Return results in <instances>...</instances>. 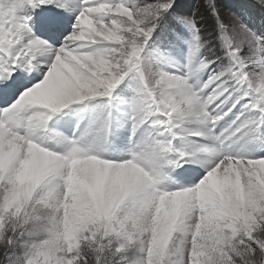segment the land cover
I'll return each instance as SVG.
<instances>
[{"label":"snow or ice","instance_id":"obj_1","mask_svg":"<svg viewBox=\"0 0 264 264\" xmlns=\"http://www.w3.org/2000/svg\"><path fill=\"white\" fill-rule=\"evenodd\" d=\"M175 2L0 0V264H264V32ZM38 8L60 10L46 38ZM166 16L191 34L183 74L153 40Z\"/></svg>","mask_w":264,"mask_h":264},{"label":"rangeland","instance_id":"obj_2","mask_svg":"<svg viewBox=\"0 0 264 264\" xmlns=\"http://www.w3.org/2000/svg\"><path fill=\"white\" fill-rule=\"evenodd\" d=\"M216 4L221 8L222 11H232L235 15L239 17L242 23H245L248 28L253 31L255 34L259 35L261 32H264V11L256 9L253 7V0H216ZM197 5V0H176L174 4V14L181 16H191L193 9ZM33 18V13H32ZM70 25V24H69ZM204 25L208 31H213L215 24L214 21L208 16L207 12L203 13V18L200 19L197 23V26ZM68 31L71 30L68 24L65 25ZM174 30L182 36V41H172V37L169 35V29L173 28ZM68 31H65L64 35L68 34ZM189 30L183 25H179L173 20L170 16L164 17L161 21V27L157 29V32L153 36V40L156 41V44L165 50V55L169 61L168 64L164 66V70L169 73H180L183 74L186 71V53L187 46L183 41L190 39ZM167 37V40H165ZM63 39V36L61 37ZM163 41V43H161ZM219 53L218 47L214 48L212 45H209L201 52V56H213L214 54ZM207 77L204 76L203 79ZM194 84L197 81H193ZM116 93L123 97L124 99H129L132 96V89L127 85V83H122L116 90ZM115 115V113H114ZM116 119L123 126L120 128L118 137H113L111 141L116 143L115 139H121L122 135L129 136L130 125L127 123L126 117L117 116ZM228 120V118H226ZM57 130L64 132L66 135H70L71 131H68V118L64 117L55 125ZM75 127V123H72V128ZM71 128V129H72ZM139 135V134H138ZM179 147V145H177ZM259 155L258 153H254ZM115 161V160H114ZM200 169L198 166H194Z\"/></svg>","mask_w":264,"mask_h":264},{"label":"bare ground","instance_id":"obj_3","mask_svg":"<svg viewBox=\"0 0 264 264\" xmlns=\"http://www.w3.org/2000/svg\"><path fill=\"white\" fill-rule=\"evenodd\" d=\"M176 74H180V73H176ZM68 119H69V118H68ZM223 127H225V126L222 125V127L220 128V130H222ZM71 128H72V124L70 125V124L68 123V130L71 131ZM191 166L194 167L195 165H191ZM196 166H198V165H196ZM198 167H199V166H198ZM201 169H203V168H201Z\"/></svg>","mask_w":264,"mask_h":264}]
</instances>
